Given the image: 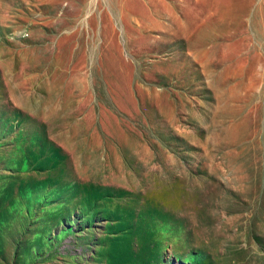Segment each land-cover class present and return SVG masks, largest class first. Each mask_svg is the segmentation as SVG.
<instances>
[{
	"label": "rangeland",
	"instance_id": "obj_1",
	"mask_svg": "<svg viewBox=\"0 0 264 264\" xmlns=\"http://www.w3.org/2000/svg\"><path fill=\"white\" fill-rule=\"evenodd\" d=\"M0 264H264V0H0Z\"/></svg>",
	"mask_w": 264,
	"mask_h": 264
}]
</instances>
